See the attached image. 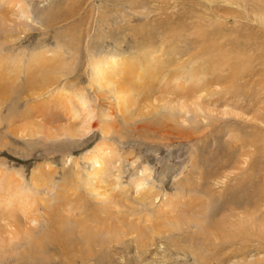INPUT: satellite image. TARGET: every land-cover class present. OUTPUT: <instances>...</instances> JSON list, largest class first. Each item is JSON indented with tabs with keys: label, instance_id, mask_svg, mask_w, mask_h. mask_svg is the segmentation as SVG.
Listing matches in <instances>:
<instances>
[{
	"label": "rangeland",
	"instance_id": "1",
	"mask_svg": "<svg viewBox=\"0 0 264 264\" xmlns=\"http://www.w3.org/2000/svg\"><path fill=\"white\" fill-rule=\"evenodd\" d=\"M6 180L0 264H264V0H0Z\"/></svg>",
	"mask_w": 264,
	"mask_h": 264
},
{
	"label": "bare ground",
	"instance_id": "2",
	"mask_svg": "<svg viewBox=\"0 0 264 264\" xmlns=\"http://www.w3.org/2000/svg\"><path fill=\"white\" fill-rule=\"evenodd\" d=\"M111 61H106L105 62V66L108 68L111 69L113 63L115 61H113V59H110ZM99 68H102V66L100 65L98 67ZM96 70L98 72H96L95 76H99V81H102L105 79V75L104 74H107V71L105 69H101V70ZM127 96V95H126ZM67 100H68V97H67ZM73 101V100H72ZM65 102V101H64ZM67 103H71V100L69 99V101ZM66 104V103H65ZM66 106V109L70 106H68V104L65 105ZM69 110V109H68ZM71 110V109H70ZM101 150V149H100ZM100 150H97L94 151V152H91L89 155L90 157L87 159V160H92V159H96L97 157V163L99 164V167L98 169H102L104 167V163H105V160H106V156L104 155L103 153V150L102 153L100 152ZM99 151V152H98ZM87 158V157H86ZM97 169V168H96ZM97 173V172H96ZM95 174V173H94ZM8 178V177H7ZM7 181V180H6ZM12 181V180H11ZM6 183V182H5ZM4 182L1 184L0 183V193H2L4 195V198L3 200L1 201L0 200V215H3V214H8V210L10 207H14L15 203L14 202H17L18 200H20L21 198V193L20 191L18 190V187L17 188H13V186L11 187V184L7 183L5 184ZM106 195V192H102V197L104 196L105 197ZM27 202V201H26ZM22 206V205H21ZM27 206L26 203H23V206L22 207H19L21 208L23 212V216L25 217H28V214H27V211L28 209L25 207ZM15 208V207H14ZM12 211V210H11ZM10 212V210H9ZM11 213V212H10ZM9 213V215H10ZM21 213V212H20ZM10 217V216H9ZM7 217V218H9ZM94 220V221H92ZM91 221L93 222V224H99L100 221L98 219H92ZM58 222H60V220L57 219ZM102 221V220H101ZM1 222V220H0ZM57 222V223H58ZM97 222V223H96ZM4 224V223H3ZM56 224V223H55ZM81 226H79V228L82 230V234H83V238H84V241L88 242L89 244H96V238L98 237L95 236L97 233V231H91V229L89 230L87 228V225L84 223V224H80ZM239 225V224H238ZM60 226V225H58ZM61 227L63 228L64 227V224L62 226L61 224ZM60 227V228H61ZM98 228V227H97ZM92 230H95V229H92ZM20 232H18V228H17V225L15 224L14 226V223H11V222H8L6 221V223L4 225H0V248H6L8 245H12L11 242H13V240H16L19 236H20ZM2 237L6 238V240L2 239ZM65 238V237H64ZM63 239V238H62ZM68 241V240H67ZM104 243V242H103ZM88 245V244H87Z\"/></svg>",
	"mask_w": 264,
	"mask_h": 264
}]
</instances>
